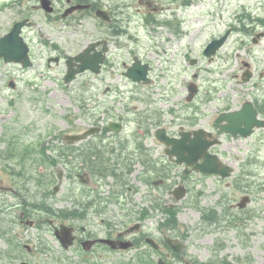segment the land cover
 I'll use <instances>...</instances> for the list:
<instances>
[{"label": "flooded vegetation", "instance_id": "1", "mask_svg": "<svg viewBox=\"0 0 264 264\" xmlns=\"http://www.w3.org/2000/svg\"><path fill=\"white\" fill-rule=\"evenodd\" d=\"M51 1L54 10L68 24L78 18L79 10L102 8L109 10L111 15L117 10L104 0ZM26 2L29 10L32 6L45 10L41 0ZM77 5L85 7L63 17L61 11ZM252 13L253 21L243 24L242 29L248 27L250 33L238 32L235 24L228 28L231 30L229 38L236 32L243 37L239 48L245 49L246 57L237 54L229 66L231 78L240 88L232 97L222 98L214 96L216 88L206 89L201 107L186 126L190 131L202 128L210 132L205 136L207 141L219 139L210 151L223 159L224 140L246 139L248 142L247 150L240 151L237 147L234 156L232 185L237 195L234 203L228 202V212L225 209L217 211L214 206H197V221L190 226L182 225L178 217L182 203L176 201L174 193L175 170L180 166L167 153L170 147L157 137V129L150 130L143 118L138 117L135 125L131 118H116L114 127H110L111 120L107 118L95 119L81 129L74 128L73 124L57 138V157L62 171L53 192H59L60 198L32 204L21 194L18 203L1 208L0 216H8L11 220L2 235L7 248L0 250V264H264V231H259L257 224L259 219L264 221V195L260 198L263 203L254 205L260 196L257 191L264 192V188L253 180L255 176L260 178L264 170V125L255 128L248 137L223 132L220 125L226 121L215 125L222 113L239 111L246 104H251L257 118L264 121V36H261L264 12ZM103 39L107 38H97ZM102 47L99 46V50ZM108 55L102 72L96 75L105 72ZM207 59L211 61L214 57ZM123 66L129 64L123 61ZM217 99L222 101L218 106L214 104ZM209 109H212L211 114H208ZM91 128L97 131L85 139L75 142L67 139V133H83ZM167 132L176 135L168 128ZM101 163L104 165L97 166ZM183 169L187 194L191 192V182L196 175L212 177L216 185L225 180L218 174L198 172L192 166L183 165ZM258 169L261 172L258 173ZM131 174L138 184L131 180ZM218 204L226 208L223 200ZM225 221L235 228L233 246L222 247L219 239L216 242L210 237L213 245L204 246V254L195 252L192 248L195 236H208L207 228Z\"/></svg>", "mask_w": 264, "mask_h": 264}, {"label": "rangeland", "instance_id": "2", "mask_svg": "<svg viewBox=\"0 0 264 264\" xmlns=\"http://www.w3.org/2000/svg\"><path fill=\"white\" fill-rule=\"evenodd\" d=\"M187 1L192 4L186 6L183 0H104L117 8L114 11L118 12L116 20L120 21L118 30L123 32L121 36H114L116 32L103 27L94 14H80L68 24L58 11L55 13L58 15L50 16L35 6L29 10L26 0L21 3L0 0V35L22 17L28 16L35 22L24 29L33 65L24 68L20 63L0 59V210L5 205L18 203L21 194L32 204L60 198V193H54L53 189L59 183L62 167L49 162L47 156L54 157L58 136L69 131L73 124L74 128L81 129L95 119H108L117 114L133 119L135 125L137 113L144 110L155 115L160 113L163 123L177 132L187 124V112L201 107L206 89L216 88V98L234 95L240 86L231 78L229 66L237 54L246 57L245 49L239 48L242 35L233 33L211 61L205 57L204 48L230 25H239L238 15L264 12V0ZM147 17L152 21L147 22ZM99 37H107L111 44L105 72L101 76L82 73L66 86L63 77L67 56L79 53ZM134 54L152 65L150 84H137L123 74V61L130 63ZM51 55L61 56V62L48 66ZM194 58L197 63L192 64ZM11 80L16 88L9 85ZM191 81L199 85L200 91L190 102L187 95ZM221 103L218 99L214 101L216 106ZM211 113L209 109L208 114ZM247 145L246 139L224 140L222 151L226 161L234 163L237 147L245 151ZM182 169L176 167V184H184ZM234 176L221 181L220 185H216L212 177L196 175L193 182L188 179L192 189L180 201L182 209L178 217L182 225L190 226L197 221V206H214L217 211L228 212V202L234 203L237 195L232 185ZM43 177L47 179V186L40 182ZM259 177L253 180L264 188L261 178H264V170ZM131 180L138 184L132 174ZM257 193L260 196L255 206L263 203L260 198L264 192ZM132 197L138 199L136 195ZM220 200L226 208L218 204ZM9 219L0 216V232L6 231ZM257 224L259 231H264V221L259 219ZM220 226L221 229H217L218 226L207 228L208 236H195L194 251L204 254V246L213 245L210 237L222 242L224 247H232L235 228L227 221ZM6 248L7 242L0 235V250Z\"/></svg>", "mask_w": 264, "mask_h": 264}, {"label": "water", "instance_id": "3", "mask_svg": "<svg viewBox=\"0 0 264 264\" xmlns=\"http://www.w3.org/2000/svg\"><path fill=\"white\" fill-rule=\"evenodd\" d=\"M42 6L47 12L53 11L51 0H42ZM82 7L85 6H74L73 8L68 9L64 15L66 16L75 9ZM96 14L104 20H111L109 12L106 10H97ZM31 24L32 22L29 21V19L17 21L8 33L0 36V57H4L5 61L7 62H21L25 67L32 65L29 56V46L22 35L23 27L25 25ZM229 33L230 31H228L221 38L212 40L208 44L205 53L208 56L214 55L224 44ZM104 43V47L101 50H97V47L101 44V41L92 42L79 54L70 56L66 60L67 71L64 81L67 84L76 79L78 74L87 70H92L96 73L101 72V65L105 61V53L108 50L107 42L104 41ZM54 59L58 61V58ZM192 63H194V61ZM149 70V63H143L141 59L135 57L133 65L128 67L125 74L134 81L150 83L151 78L149 77ZM10 84L14 86L13 82ZM198 90V85L191 83L189 85L190 94L187 99L192 100ZM256 114L257 113L253 109L252 105L246 104L245 107L239 111H229L222 113L215 121V125L219 126L221 121H226V124L220 125L223 131L233 134L241 133L242 135L247 136L252 133L254 126L260 127L264 124L263 121L257 119ZM113 124H115V122H112L110 127H114ZM243 124H245V127H243ZM95 131L96 129L92 128L83 134H70L67 135V137L73 142L86 138ZM156 135L161 141H164L168 146L171 147L168 149L167 153L172 159L174 158L177 163L186 162L188 165H193L194 169L197 171L218 173L223 177L229 176L231 174L232 167L221 161L217 154H212L209 152V148L214 142H208L205 139L206 132L204 130L182 131L180 133V137H171L167 134L165 128H159ZM201 157H204L203 162H199ZM174 193L175 197L179 200L186 195V189L182 186H179L175 189Z\"/></svg>", "mask_w": 264, "mask_h": 264}, {"label": "trees", "instance_id": "4", "mask_svg": "<svg viewBox=\"0 0 264 264\" xmlns=\"http://www.w3.org/2000/svg\"><path fill=\"white\" fill-rule=\"evenodd\" d=\"M149 117H151V118H152V121L156 122L157 124L161 123V116H160L159 113H158V115L145 113V114H144L143 116H141L140 118H143V121L149 125V120H148ZM153 118L156 119V121H155ZM5 155H6V154H5ZM7 155H8V154H7ZM47 160H48L49 162L53 163V164H55L56 161H57L56 158H54V157H52V156H50V155L47 156ZM103 165H104V164L101 163V164H98L97 166H103Z\"/></svg>", "mask_w": 264, "mask_h": 264}]
</instances>
